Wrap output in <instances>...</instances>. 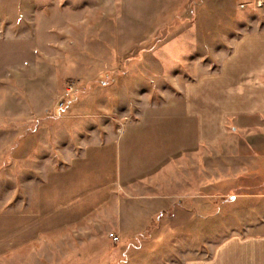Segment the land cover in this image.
I'll use <instances>...</instances> for the list:
<instances>
[{
	"label": "rangeland",
	"instance_id": "374dc122",
	"mask_svg": "<svg viewBox=\"0 0 264 264\" xmlns=\"http://www.w3.org/2000/svg\"><path fill=\"white\" fill-rule=\"evenodd\" d=\"M243 35L258 46L264 0H0V213L25 211L18 196L31 186L24 182L51 168L38 163L35 153L51 155L55 139L75 140L82 133L76 129L98 124L84 114L125 116L134 123L137 112L130 105L147 93L157 96L155 90L160 94L157 85L165 81L171 88L210 82L221 57ZM257 73V81H264L259 68ZM70 82L74 89L66 96ZM99 99L123 107L99 110L93 107ZM144 116H136L139 126L156 121V132L164 135L160 145L175 143L173 137L164 141V133L180 126L175 114ZM136 130L127 129L124 143ZM151 154L134 150L136 161L143 157L134 161L135 174L153 166L158 154L153 162ZM178 162L169 160L139 179L122 178L89 222L43 234L1 256L0 264H180L188 256L209 257L232 226L246 224L247 208L257 204L186 196L194 191V172L181 171ZM231 182L221 176L213 190Z\"/></svg>",
	"mask_w": 264,
	"mask_h": 264
},
{
	"label": "crops",
	"instance_id": "0c3cea01",
	"mask_svg": "<svg viewBox=\"0 0 264 264\" xmlns=\"http://www.w3.org/2000/svg\"><path fill=\"white\" fill-rule=\"evenodd\" d=\"M235 39L233 48L223 57L218 56L222 61L210 74V82L206 78L184 81L171 88L165 81L157 85L160 94L155 90L157 96L147 93L144 101L130 105L138 117L147 113L149 117L169 118L175 114V123L180 122V126L164 133V141L173 137L175 143L160 145L162 135L155 130L156 121H148V128H144L136 116L131 120L134 123H128L130 119L125 116L91 113L83 116L99 119L96 126L76 129L82 133L77 131L75 140L55 139L51 155L45 151L35 153L38 163L50 164L51 168L39 180L24 182V187L31 186L28 193L18 196L25 211L0 213V257L43 234L89 222L120 189L122 178L125 182L139 179L178 157L181 171L194 172V191L186 196L244 198L257 204L247 208L246 224L236 229L232 226L212 247L209 257L188 256L180 264H264V81H257L260 75L256 74L258 68L264 74V35L258 36V46L252 47L246 35ZM100 100H95L93 107H123L117 102L101 104ZM130 126L137 130L124 143ZM143 131L145 139L141 138ZM137 137L139 142L133 143ZM134 150L136 154L152 152V162L158 154L153 166H145L135 174L136 162L141 163L143 157L136 161L139 157H133ZM221 176L232 182L214 191L213 182ZM117 227L118 233L122 228L119 224Z\"/></svg>",
	"mask_w": 264,
	"mask_h": 264
},
{
	"label": "built area",
	"instance_id": "2783aa9c",
	"mask_svg": "<svg viewBox=\"0 0 264 264\" xmlns=\"http://www.w3.org/2000/svg\"><path fill=\"white\" fill-rule=\"evenodd\" d=\"M73 84H74L73 82H70V83H68V84L65 86V88H64V95L68 96V95L71 94V92H72L73 89H74V85H73ZM63 104H64L63 101H61V102L59 103L60 106H62ZM110 236H111L114 240H118V237H117L116 235H114V234L111 233Z\"/></svg>",
	"mask_w": 264,
	"mask_h": 264
}]
</instances>
